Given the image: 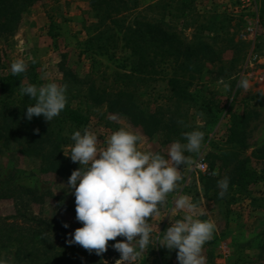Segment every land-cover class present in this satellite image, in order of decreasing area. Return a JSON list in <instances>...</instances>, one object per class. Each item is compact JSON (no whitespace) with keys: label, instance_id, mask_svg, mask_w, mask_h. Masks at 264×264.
Masks as SVG:
<instances>
[{"label":"trees","instance_id":"16d2710c","mask_svg":"<svg viewBox=\"0 0 264 264\" xmlns=\"http://www.w3.org/2000/svg\"><path fill=\"white\" fill-rule=\"evenodd\" d=\"M35 1L0 0V34L13 31ZM196 2L91 0L100 26L105 25L89 35L86 42L103 50L108 57L115 56L118 40L126 49L122 57L124 63L118 65L125 71L113 73L118 87L108 91L91 82L83 91L68 80L72 70L63 69V78L58 84L67 86L65 108L51 122L43 115L28 120L26 107L35 101L27 95L22 96L18 87L21 81L38 87L47 83L38 70V62L25 61L26 70L17 75L11 73L10 65H3L0 67L1 145H17L22 155L40 159L42 173L58 174L68 182L79 165L64 155V147L73 142L71 134L74 131L90 130L91 107L105 105L111 113L126 115L129 122L145 134L164 132L169 141L186 142L184 133L200 130L203 139L207 140L202 150L210 173L201 176L206 192L212 189L214 197L221 198L217 193V181L221 170L229 167L228 190L236 185L248 196L250 184L262 177L256 169L248 168L241 157V149L247 147L248 122L241 123V116L233 114L223 124L226 114L222 115L219 104L207 97L205 90L194 85L192 80L195 74L202 72L206 59L214 60L216 41L221 31L229 33L233 17L217 9L200 11ZM150 9L159 12L154 15L144 12ZM187 29L193 31L190 37ZM120 32L122 34L118 35ZM56 34L49 31V35ZM229 40L231 46L239 42ZM161 61L172 65L168 78L170 93L164 103L144 108L137 96L138 88L147 76L153 75ZM102 67L103 61L93 57L90 75L100 74L105 79ZM191 109L202 116V125L198 123L199 117L191 115ZM216 138L222 141V146H216ZM256 152L264 153V145ZM48 197L56 198L50 191L43 192L8 178L0 183V203L12 205L11 213L0 214V250L6 249L0 260L4 264H102L101 253L85 249L78 243H69L75 230L67 222L57 215L48 216L34 210ZM159 257L158 263L166 264L161 254Z\"/></svg>","mask_w":264,"mask_h":264},{"label":"rangeland","instance_id":"374dc122","mask_svg":"<svg viewBox=\"0 0 264 264\" xmlns=\"http://www.w3.org/2000/svg\"><path fill=\"white\" fill-rule=\"evenodd\" d=\"M196 4L200 11L217 9L233 18L229 33L220 32L215 44L214 60L204 61V68L195 74L193 83L219 104L222 115L226 114L223 124L233 114L241 116V123L248 122L247 147L241 149V157L248 168L256 169L262 177L250 184L248 196L235 185L222 198H215V191L211 189L206 192L201 180V176L206 173L197 167L200 161L207 164L202 150L207 140L203 139L199 152L185 153L189 163L180 165L177 189L167 194L159 213L148 218L153 239L134 264H159L160 254L164 263L178 264L176 250L160 246L155 237L163 235L162 232L171 226V220L183 217L184 212L174 207V201L180 195L188 196L197 205L194 218L207 220L214 225L212 237L202 249L205 264H264V153L256 152L264 145V0H197ZM144 12L154 15L159 10ZM103 25L100 26L95 17L91 0H36L24 12L13 31L0 34V67L11 65L14 60H35L47 83H59L63 78V69H70L72 74L68 75V80L74 87L84 91L94 82L96 86L112 91L118 87L113 73L125 71L118 65L124 63L122 57L126 49L123 42L118 40L115 56L108 57L103 54V50L86 42L89 35ZM51 30L58 34L49 35ZM192 32V29L186 30L189 37ZM230 38L234 42L239 41L238 44L231 46ZM93 57L103 61L105 79L100 74L90 75ZM153 71V75L147 76L137 92L144 108L164 103L170 93L168 78L172 73V65L161 61ZM242 78H247L250 83L247 91L238 86ZM194 111L190 110L191 115L199 117L198 123L202 125V116L196 115ZM90 117V131L97 135L98 147L104 146L103 141L112 132L124 128L142 138L138 145L140 150L158 152L165 159L168 158V149L174 141H169L166 133L145 134L140 127L132 125L126 115L111 113L105 105L92 106ZM214 141L216 146L223 145L218 138ZM73 143L66 145L64 152ZM228 170L229 167L221 170L220 179L227 178ZM7 178L55 194L56 198L48 197L44 203L35 206L36 212L57 215L72 230L82 225L76 219L75 196L67 191L65 179L55 173H42L38 157L24 156L18 151L17 145H1L0 142V183ZM220 191L218 187L217 193ZM11 212L12 205L9 202L0 203L1 215ZM123 239L117 236L115 240L108 241L106 251L101 253L102 264H116L120 253L112 245ZM5 253L6 249L0 250V255Z\"/></svg>","mask_w":264,"mask_h":264},{"label":"clouds","instance_id":"9594fccd","mask_svg":"<svg viewBox=\"0 0 264 264\" xmlns=\"http://www.w3.org/2000/svg\"><path fill=\"white\" fill-rule=\"evenodd\" d=\"M26 67L22 60H14L10 71L17 75ZM238 86L247 91L250 83L242 78ZM18 88L22 96L35 101L26 107L28 120L43 115L51 122L66 106V85L53 81L38 87L21 81ZM184 139L185 143L175 141L170 145L165 159L158 152L140 150L142 138L124 128L112 132L103 147H98L97 135L88 128L74 131V143L63 152L79 163L66 188L75 196L76 219L82 227L75 229L69 243L100 254L106 251L109 240L122 236L123 240L112 245L120 253L116 264H134L153 239L148 218L156 216L167 194L177 189L180 165L189 163L185 153L200 151L203 133L194 129L184 133ZM217 185L222 198L228 190V179L218 180ZM174 207L184 212L183 217L171 220V226L155 239L160 246L176 250L178 264H205L202 249L212 237L214 225L194 218L197 205L186 195L176 198ZM0 264L4 262L0 260Z\"/></svg>","mask_w":264,"mask_h":264},{"label":"built area","instance_id":"2783aa9c","mask_svg":"<svg viewBox=\"0 0 264 264\" xmlns=\"http://www.w3.org/2000/svg\"><path fill=\"white\" fill-rule=\"evenodd\" d=\"M197 167H198L199 169L203 170L205 173H208V174L210 173L207 164H205V163L202 162V161H200V162L197 163Z\"/></svg>","mask_w":264,"mask_h":264}]
</instances>
